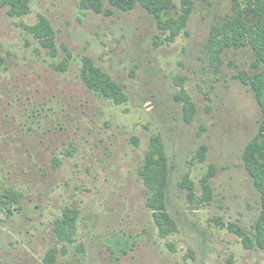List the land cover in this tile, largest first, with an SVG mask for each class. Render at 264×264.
Masks as SVG:
<instances>
[{
  "label": "rangeland",
  "instance_id": "374dc122",
  "mask_svg": "<svg viewBox=\"0 0 264 264\" xmlns=\"http://www.w3.org/2000/svg\"><path fill=\"white\" fill-rule=\"evenodd\" d=\"M27 1L20 17L0 6V264H45L52 248L55 264H264V250L244 249L236 234L251 237L260 214L243 153L262 116L241 79L262 66L251 45L219 50L212 39L236 2L169 0L164 21L190 8L170 40L175 26L162 29L139 3L123 12L103 0L105 16L81 0ZM40 17L54 56L25 29ZM89 63L125 102L86 84ZM153 140L176 226L165 237L139 175ZM67 210L74 234L61 243L54 226Z\"/></svg>",
  "mask_w": 264,
  "mask_h": 264
},
{
  "label": "trees",
  "instance_id": "16d2710c",
  "mask_svg": "<svg viewBox=\"0 0 264 264\" xmlns=\"http://www.w3.org/2000/svg\"><path fill=\"white\" fill-rule=\"evenodd\" d=\"M237 4L238 14L232 20L225 22L222 26L214 29L212 39L217 41L223 50L226 47L238 49L251 45L256 53L254 67L262 66L261 70L253 76L244 75L243 83L250 86L254 93L255 100L261 111V121L258 133L250 141L243 153V161L246 170L251 176L254 186L260 195V214L253 225V235L249 237L242 231L236 229V234L241 239L244 249L251 250L259 248L264 250V0H234ZM110 6L123 12L132 10L136 3H139L160 25L162 29L175 26V30L170 37L173 40L184 27L188 18L190 8L183 9V14L176 20H165L163 14L170 7L169 0H107ZM183 6L188 5L187 0H182ZM10 7L9 14L12 16H24L29 13L27 0H0V6ZM80 7L83 10H90L96 14L110 16L111 9L103 8V0H81ZM245 13L254 14L256 17L251 25L243 17ZM29 34L36 38L42 47L50 50L51 55H55L53 45V31L48 21L40 17L37 24L26 26ZM217 37L220 39L216 40ZM216 43V44H217ZM222 44V46H221ZM84 80L93 90L100 91L104 97L114 101L116 104L125 102L126 98L122 91L114 85L107 76L89 63L85 65ZM139 175L144 182L149 198L147 206L153 211V218L161 237L176 231V226L169 214L165 211L166 188L168 184L165 153L158 140H153L152 148L146 153L145 163L139 170ZM206 185V184H205ZM6 200L11 198L15 203L16 195L8 193ZM8 204H3V209L9 211ZM75 228V212L67 210L62 219L57 220L54 226L57 239L63 242H71ZM233 226H229L233 232ZM55 248L50 249L44 258L45 264H55Z\"/></svg>",
  "mask_w": 264,
  "mask_h": 264
}]
</instances>
